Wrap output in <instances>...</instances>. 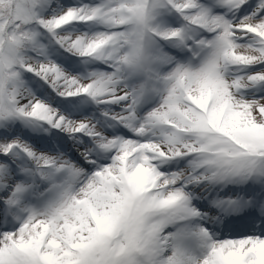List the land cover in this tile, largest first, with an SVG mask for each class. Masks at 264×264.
Instances as JSON below:
<instances>
[{
	"label": "snow or ice",
	"instance_id": "obj_1",
	"mask_svg": "<svg viewBox=\"0 0 264 264\" xmlns=\"http://www.w3.org/2000/svg\"><path fill=\"white\" fill-rule=\"evenodd\" d=\"M0 264H264V0H0Z\"/></svg>",
	"mask_w": 264,
	"mask_h": 264
}]
</instances>
